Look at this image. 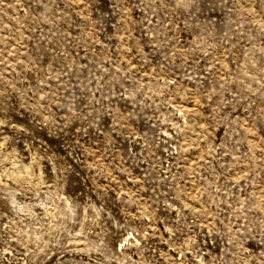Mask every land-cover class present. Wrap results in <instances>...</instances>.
Segmentation results:
<instances>
[{
  "label": "rangeland",
  "instance_id": "rangeland-1",
  "mask_svg": "<svg viewBox=\"0 0 264 264\" xmlns=\"http://www.w3.org/2000/svg\"><path fill=\"white\" fill-rule=\"evenodd\" d=\"M0 264H264V0H0Z\"/></svg>",
  "mask_w": 264,
  "mask_h": 264
}]
</instances>
